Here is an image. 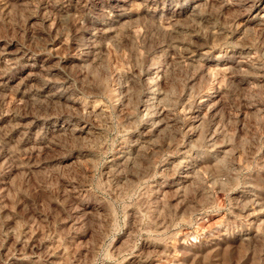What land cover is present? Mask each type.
Listing matches in <instances>:
<instances>
[{"label":"rangeland","instance_id":"1","mask_svg":"<svg viewBox=\"0 0 264 264\" xmlns=\"http://www.w3.org/2000/svg\"><path fill=\"white\" fill-rule=\"evenodd\" d=\"M0 264H264V0H0Z\"/></svg>","mask_w":264,"mask_h":264}]
</instances>
